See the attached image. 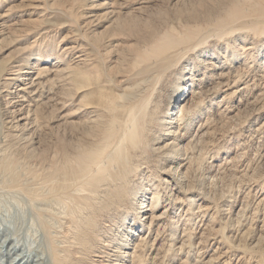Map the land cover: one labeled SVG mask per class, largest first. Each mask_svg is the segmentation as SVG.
I'll list each match as a JSON object with an SVG mask.
<instances>
[{
  "label": "rangeland",
  "instance_id": "374dc122",
  "mask_svg": "<svg viewBox=\"0 0 264 264\" xmlns=\"http://www.w3.org/2000/svg\"><path fill=\"white\" fill-rule=\"evenodd\" d=\"M15 60L40 72L28 101L3 78ZM0 75V225L37 190L28 236L71 233L76 193L52 184L148 104L132 171L109 162L111 204L96 211L112 260L264 264V0H0Z\"/></svg>",
  "mask_w": 264,
  "mask_h": 264
},
{
  "label": "bare ground",
  "instance_id": "6f19581e",
  "mask_svg": "<svg viewBox=\"0 0 264 264\" xmlns=\"http://www.w3.org/2000/svg\"><path fill=\"white\" fill-rule=\"evenodd\" d=\"M83 55L85 54H81L79 56ZM32 68L33 66L31 67L29 64H20L17 60H15L10 63L9 68L2 71L4 72L3 78L8 84H12L13 81L14 84H16V90L13 89L11 92H15L17 94L16 97H20L21 101H28L29 94H32L34 90L37 89V86L42 83L41 77L38 75L40 72L34 76L32 75ZM109 93V91L105 90L97 92V95L100 97V100L110 101V106L113 111L119 110L117 109L118 106L115 101V99L118 101L120 98L119 95L112 93L113 95L110 96ZM122 99H124V97H122ZM187 99L188 97L184 98L183 102H186ZM119 105L120 107L123 106V104ZM146 105L141 104L128 110L127 118L123 119L119 126V129L123 130V133L119 138L118 144H115L114 147L111 148L112 143H109V147H103L98 152L94 153V155H91V160H86L77 170H64L62 175L63 180L52 184L54 185L52 188L53 192L67 193L71 190L76 193L75 196L71 197L72 202L74 203L71 206L69 213L72 229L71 233L68 231L69 234L66 233V235L63 236H48V239H43L41 243L37 242L39 237L35 243L32 241L31 236H28L29 232H27L26 229L24 230V226L28 223V217L33 214L31 211L36 209V205H40L41 201H47V197L40 191H32L31 194L34 199H31L30 202H26L25 204V200L21 198L20 203L18 202L19 204L16 205L17 209L14 211L11 209L12 212L10 213L8 220H6V223H1L0 225V264H5L4 260L6 258L9 260V263L7 264H127L126 260L121 258L112 260V258H114L113 256H118V254L114 255V253L110 251L111 245L108 242H103L104 240L102 239L101 234H98L102 232V225H99L96 211L99 210V208L106 210L111 204V202H109L111 201L109 178L112 173H110L107 169L109 162L115 163L114 166L117 168V171L119 170L117 173L118 176L132 171V169L128 168V163L131 160L130 157L132 155L130 154V151H132L131 149L133 147L140 146L142 144L139 131L144 129V127L140 128V126H138V116L141 115L142 112L136 108ZM183 105L184 104H182V106ZM182 115L183 113L180 112V116ZM112 138L113 134H110V141ZM115 139H117V137ZM106 155L107 157H105ZM12 163L13 162H11L10 165H12ZM180 169H174L172 167V169H163V172L170 174L177 179L178 176H180ZM78 179H83L82 183H76L75 181ZM162 182L166 185L165 188L167 194H169L170 191L176 190L175 186L166 184V182H169L167 178H162ZM188 191L189 190H186L185 192L187 193ZM177 193L180 192L177 191ZM178 195L179 194L176 196ZM181 198L179 197V199ZM13 201L15 202V200ZM137 210L139 213L144 212L145 217H147L146 215L148 214V210L144 206H139V209ZM6 212H8V210ZM159 217L151 215L150 224L154 222L156 223ZM115 248H117L115 249L117 250L116 252L121 251L119 250L120 246Z\"/></svg>",
  "mask_w": 264,
  "mask_h": 264
}]
</instances>
